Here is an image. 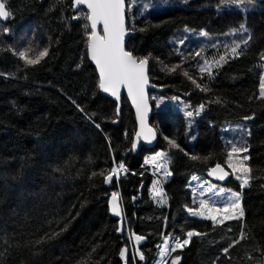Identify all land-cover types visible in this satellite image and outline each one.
I'll list each match as a JSON object with an SVG mask.
<instances>
[{
  "label": "trees",
  "instance_id": "trees-1",
  "mask_svg": "<svg viewBox=\"0 0 264 264\" xmlns=\"http://www.w3.org/2000/svg\"><path fill=\"white\" fill-rule=\"evenodd\" d=\"M127 5L128 29L136 33L127 50L149 57L151 83L166 88L150 92L159 141L138 153L126 94L116 125L117 103L100 91L88 55L87 10L75 12L73 0H6L11 16L8 23L0 20V264H153L165 236L183 241L188 232L200 235L171 252L166 264L177 256L178 264H264V0ZM248 35L243 55L213 66L211 77L200 71ZM44 48L48 55L36 65L19 56ZM233 146L248 149L232 154L233 164L251 169L247 185L245 174L229 167ZM157 151L166 153L171 173L164 203L152 197L154 175L145 161ZM120 161L127 175L107 186L100 173ZM217 164L233 173L226 186L241 196L240 219L217 223L189 211L200 207L193 176H206ZM114 192L125 213L122 236L108 206ZM65 225L60 235L37 243ZM133 234L144 239L136 243Z\"/></svg>",
  "mask_w": 264,
  "mask_h": 264
},
{
  "label": "snow or ice",
  "instance_id": "snow-or-ice-1",
  "mask_svg": "<svg viewBox=\"0 0 264 264\" xmlns=\"http://www.w3.org/2000/svg\"><path fill=\"white\" fill-rule=\"evenodd\" d=\"M81 5L86 6L89 10L86 14V19L90 21L91 33L88 36V50L90 53L91 59L95 62L97 68L99 69V87L104 92H110L112 96L116 97L117 100L120 99V89L126 88L128 95L132 98L133 104L136 106L137 115L141 122L142 130L145 128V117L147 113V98L145 88L148 84V75H147V65L149 62V57H143L137 59L133 56L130 51H126L124 48V36L126 33L125 28V0H73V7H79ZM11 16L10 11L6 7V0H0V19L7 20ZM79 17H74V19ZM98 25H102V32L97 31ZM240 30L242 32L247 33L249 30L246 25L241 24ZM4 31L7 32L8 28L5 27ZM251 35H248L242 41L237 42L233 41L228 47L225 49V54L221 55L217 60L209 63L205 61L204 67L200 69L201 72L207 71L209 76H212V67H221L223 63L227 62V58L231 56V58H238L243 55L241 51L242 48L246 49L251 41ZM28 51L20 52L19 56L25 60V63L28 65H36L41 62L48 55V49L44 48L35 54L32 57H29ZM196 55H200L199 52ZM260 59L264 60V51L260 53ZM176 67L179 65L174 66L173 68L169 69L170 71H175ZM185 76H188L187 72L183 73ZM192 82L196 84V87L200 88L201 91H207L208 89L202 87L200 84L196 83V80L192 77ZM259 96L261 99H264V76L260 78L259 83ZM219 103L220 101L217 99L215 101H209ZM201 110L204 108V105H200ZM82 111V109H81ZM189 117L193 115L191 111L186 113ZM252 117H246L245 119H251ZM99 127V125H97ZM151 136H154L152 129H147V134L145 136L146 139H149ZM137 138H139V134H137ZM167 139V137H166ZM168 144L173 148H177L180 151H183L180 148V145L176 143L174 139H168ZM133 148H135V144H133ZM247 147L238 148L233 146L231 152L229 153V167H232L234 171H242L244 175L243 185H247L249 183L248 174L250 173L251 169L249 167L243 166L240 163L239 167L236 164L232 163V154L233 153H240V152H247ZM166 157V153L160 152L157 153L155 156L151 157V160L154 164L157 161H160ZM191 159L197 160L199 157L192 156ZM243 160L249 159V157H243ZM165 160L164 163H160L157 165L158 168L165 169V175H171L170 172L166 169ZM121 171L127 172L125 166L120 163L116 167H112L108 170L107 174L105 175L103 172L100 173L104 177L106 183H111L113 177H119ZM217 172L222 173L220 175V179L224 178L226 173L223 172V169L220 167L219 164L216 165L215 168L212 169L210 174L214 175ZM95 175V173H93ZM238 179L240 177H237ZM193 179H197V177H193ZM155 191V189H154ZM211 191V189H209ZM156 195H162L161 192L156 191ZM235 196V202L232 203L229 207H225L222 211L225 213L222 219L217 218V214L221 212L219 208H209L208 202L205 200L200 201V211H192L189 210L192 215H199L204 216V210L207 209V215L205 218L216 221L217 223H223L224 220H233V219H240L244 216V211L240 206L239 194H233ZM119 196L117 193H112L111 196V203H112V212L119 216L120 207H119ZM65 228L61 229L59 232L54 231L50 234H45L37 243L46 242L49 239H53L56 236L60 235L62 231H65ZM194 235H200V233L188 232L187 238L183 241L175 240L170 251L175 252L177 249H183L186 245L189 244L191 238ZM135 239L137 241L143 240L144 237L136 236ZM163 251L162 255L169 254V244L167 240L161 246ZM95 251V249H93ZM127 249H124L120 252L121 257L125 256ZM227 249H225V252ZM140 259H144L143 254L140 253ZM180 257L177 256L173 259L172 264H178Z\"/></svg>",
  "mask_w": 264,
  "mask_h": 264
},
{
  "label": "water",
  "instance_id": "water-1",
  "mask_svg": "<svg viewBox=\"0 0 264 264\" xmlns=\"http://www.w3.org/2000/svg\"><path fill=\"white\" fill-rule=\"evenodd\" d=\"M127 2L128 0H125V12H124V15H125V28H126V33H125V36H124V48L126 51L127 50V41L129 39L130 36H135L136 33H134L133 31L129 30L128 29V25H127V9H128V5H127ZM80 7H83L87 10V12L89 11L86 6L84 5H81L79 7H73L74 8V11L76 12ZM77 17V16H75ZM2 22L4 23H8L9 19L7 20H2L0 19ZM75 21H78V18L74 19ZM89 25H90V21H89ZM91 28V27H90ZM97 31L100 32L101 35H103V32H102V25H98L97 27ZM7 35H9V31L6 32ZM88 55H89V60L91 62V64L96 68L97 72H98V75H99V69L97 68L95 62L91 59L90 57V53H89V50H88ZM134 56V55H133ZM135 57V56H134ZM138 59V58H137ZM150 64H151V60L149 59V62H148V65H147V75H148V84L145 88V92H146V98H147V113H146V117H145V128L142 130L141 128V122H140V119L137 115V109H136V106L133 104L132 102V98L128 95V92H127V89L126 88H121L120 89V99L117 100L116 97L112 96L110 92H104L101 88H100V91L103 95L109 97L110 99H112L113 101H115L117 103V120L115 122L116 125H118L120 123V120H121V111H122V98H123V95L126 94L132 108H133V111H134V114H135V119H136V124H137V129H136V133L134 135V138H133V144H135V148H133V144H132V150L134 153H138L139 150L144 146V147H147V148H152L154 146L157 145L158 141H159V133L157 131V129L151 124V117H152V112H153V107L151 105V101H150V92L151 91H158V92H161V91H166V88H163V87H157L155 85H153L151 83V80H150V76H149V69H150ZM99 78H100V75H99ZM147 129H152V132L154 133V136H151L149 139H146L145 136L147 134ZM137 134H139V138H137ZM220 167L223 169V172L226 173V175H224V178L223 179H220V175L222 173L220 172H217L216 174L212 175L210 174L212 172V169L216 167V165L214 167H212L206 174L207 178L216 183V184H220V185H226L232 178L233 176V173L228 169L226 168L224 165L222 164H219ZM115 180V176L113 177V180L111 183H106L105 184L108 186V185H111L113 183V181ZM112 196V195H111ZM111 196L108 200V206H109V211H110V214L111 216L115 219V220H118L119 221V228H118V235L122 236L124 234V229H125V213H124V208H123V205H122V202H121V197L120 195L119 196V207H120V215L117 216L115 215L113 212H112V203H111ZM137 235L133 234V238H134V241L136 243H141L142 240L140 241H137L135 239ZM123 264H129L127 261H125Z\"/></svg>",
  "mask_w": 264,
  "mask_h": 264
},
{
  "label": "rangeland",
  "instance_id": "rangeland-1",
  "mask_svg": "<svg viewBox=\"0 0 264 264\" xmlns=\"http://www.w3.org/2000/svg\"><path fill=\"white\" fill-rule=\"evenodd\" d=\"M160 152H163V151H157V152L147 155L145 158V161H146V164L149 166V169L151 170L152 174L154 175L153 182L150 187L152 197L156 198L161 203H164L166 202V200L164 196L165 191H164L163 186H164L165 181H167L171 175H165V169L158 168L157 165L160 163H164L166 160L167 161L166 169L168 172H170L168 169V157L166 156L164 159L157 161L156 164H154L151 160V157L155 156L157 153H160ZM193 177H197V179L192 178L193 179L192 185L195 189V192L197 193L199 204L201 200H205L208 202L209 208L215 207V208L221 209V212L217 214V218L222 219L223 216L225 215V213L222 210L225 207H229L232 203H234L235 196L233 194H239V193L229 189L227 186L216 184L210 181L207 178V176H193ZM209 189H211V191H209ZM156 191L161 192L162 195H156ZM239 203L241 206V196H240ZM198 210L200 211V207L198 208ZM204 212H205V215H207V209H205ZM201 217H204V216H201ZM165 240H167L169 244V254L168 255H162L163 249L161 246L163 245ZM175 240H180V239H178L177 237H173V236H165L163 238L162 242L159 245V248H158L156 257L153 261V264H166L167 259L171 254L170 249Z\"/></svg>",
  "mask_w": 264,
  "mask_h": 264
},
{
  "label": "built area",
  "instance_id": "built-area-1",
  "mask_svg": "<svg viewBox=\"0 0 264 264\" xmlns=\"http://www.w3.org/2000/svg\"><path fill=\"white\" fill-rule=\"evenodd\" d=\"M120 163H122V164L125 166V168L127 169V172L121 171L120 174H119V177H118V178L115 177V178H117V179H121L122 177L126 176L127 173H128V168H127V165L125 164L124 161H120V162L115 163V164L113 165V167L118 166V164H120Z\"/></svg>",
  "mask_w": 264,
  "mask_h": 264
},
{
  "label": "bare ground",
  "instance_id": "bare-ground-1",
  "mask_svg": "<svg viewBox=\"0 0 264 264\" xmlns=\"http://www.w3.org/2000/svg\"><path fill=\"white\" fill-rule=\"evenodd\" d=\"M223 186H226V185H223Z\"/></svg>",
  "mask_w": 264,
  "mask_h": 264
}]
</instances>
